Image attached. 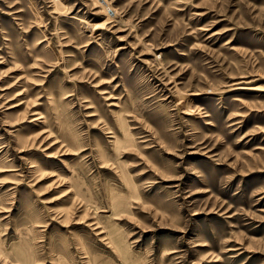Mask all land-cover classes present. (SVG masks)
Masks as SVG:
<instances>
[{
    "label": "rangeland",
    "instance_id": "obj_1",
    "mask_svg": "<svg viewBox=\"0 0 264 264\" xmlns=\"http://www.w3.org/2000/svg\"><path fill=\"white\" fill-rule=\"evenodd\" d=\"M0 264H264V0H0Z\"/></svg>",
    "mask_w": 264,
    "mask_h": 264
},
{
    "label": "bare ground",
    "instance_id": "obj_2",
    "mask_svg": "<svg viewBox=\"0 0 264 264\" xmlns=\"http://www.w3.org/2000/svg\"><path fill=\"white\" fill-rule=\"evenodd\" d=\"M254 88H255V87H254ZM254 88H253V89H254Z\"/></svg>",
    "mask_w": 264,
    "mask_h": 264
}]
</instances>
